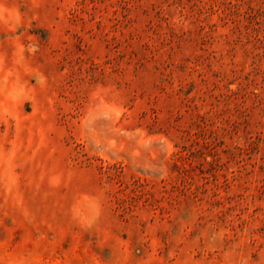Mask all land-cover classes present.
<instances>
[{
  "label": "rangeland",
  "instance_id": "374dc122",
  "mask_svg": "<svg viewBox=\"0 0 264 264\" xmlns=\"http://www.w3.org/2000/svg\"><path fill=\"white\" fill-rule=\"evenodd\" d=\"M0 264H264V0H0Z\"/></svg>",
  "mask_w": 264,
  "mask_h": 264
}]
</instances>
